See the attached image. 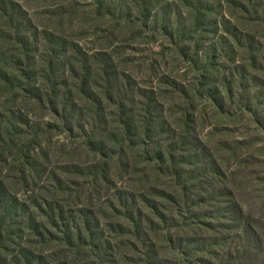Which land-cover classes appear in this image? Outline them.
<instances>
[{"label": "trees", "instance_id": "trees-1", "mask_svg": "<svg viewBox=\"0 0 264 264\" xmlns=\"http://www.w3.org/2000/svg\"><path fill=\"white\" fill-rule=\"evenodd\" d=\"M53 5L0 1V264H257L264 0Z\"/></svg>", "mask_w": 264, "mask_h": 264}, {"label": "rangeland", "instance_id": "rangeland-1", "mask_svg": "<svg viewBox=\"0 0 264 264\" xmlns=\"http://www.w3.org/2000/svg\"><path fill=\"white\" fill-rule=\"evenodd\" d=\"M0 1L16 3V6H18L16 14L18 16H21V19L23 20L22 24L24 25L25 29L32 34L35 29H38L41 32L43 31L42 30L44 28L43 26L47 25V19H49V16H50L49 13L51 11H53V9H55L53 4L57 0H0ZM76 1H79V2L84 3V4H91L92 3V0H76ZM52 5H53V7H52ZM158 15H159V9H156L154 12V15H153V19L151 20V24H156L154 18L158 17ZM182 18L184 19L183 16H182ZM183 19H181V21H183ZM76 24H78V23L75 22V25ZM75 25L73 26L74 34L79 35V36L83 34V36H85V38L82 39V40H84L82 43L83 46L85 48H88V49L95 48L94 47L96 44V43H94L95 38L91 37V35H89V34H92L93 31L87 29L88 35H85L84 33H82L81 30L76 29L77 27H75ZM149 27L151 28V25H149ZM120 42L121 41L119 40L117 43L114 44V46L119 45V48L123 49L124 45H121ZM103 44H105V43H103ZM160 46H162V44H161V41L158 39L154 43H150V44L146 43L145 45H143L139 48H134V50H137L138 53H141V54H138V56H136V58L137 59H139L140 57L147 58L148 60L145 61V63H149L150 60L153 59L152 57H150L148 55L149 52L158 53ZM111 49H112V46L109 48V50H111ZM120 58H123V57H120ZM155 60L156 59H153V61H155ZM169 60H171V59H169V57H168V59L165 62L168 63ZM141 61H144V60H141ZM156 62L158 63V66H157L158 71H156V76H157L160 74V72H164L165 71L164 68H167V67H163V64L158 59ZM181 72L182 71H180V73ZM141 74H143V75H138V80H139L138 82H141V83L147 82L149 78L147 75H145V71H143V73H141ZM207 132H208V130L207 131L205 130L204 132H201L198 135L199 136L201 135V137H204L203 135L207 134ZM238 133L242 134L243 129H240V131ZM62 143H66L65 137H61V139L59 140V144H62ZM56 146H58V144ZM263 226H264V220H263ZM261 235L264 236V228L261 231ZM263 243H264V237H263ZM241 245H244V243L242 241H241ZM263 248H264V245H263ZM257 264H264V255L262 256V258L260 259V261Z\"/></svg>", "mask_w": 264, "mask_h": 264}]
</instances>
